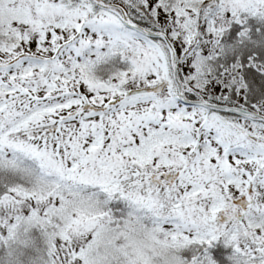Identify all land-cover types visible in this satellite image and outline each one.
I'll list each match as a JSON object with an SVG mask.
<instances>
[{"label":"snow or ice","instance_id":"snow-or-ice-1","mask_svg":"<svg viewBox=\"0 0 264 264\" xmlns=\"http://www.w3.org/2000/svg\"><path fill=\"white\" fill-rule=\"evenodd\" d=\"M0 264H264V0H0Z\"/></svg>","mask_w":264,"mask_h":264}]
</instances>
